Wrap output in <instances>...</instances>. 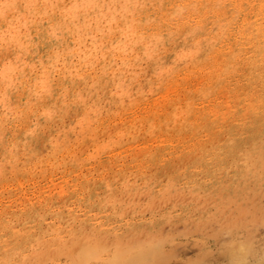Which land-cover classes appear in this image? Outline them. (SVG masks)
I'll use <instances>...</instances> for the list:
<instances>
[{
	"label": "rangeland",
	"instance_id": "1",
	"mask_svg": "<svg viewBox=\"0 0 264 264\" xmlns=\"http://www.w3.org/2000/svg\"><path fill=\"white\" fill-rule=\"evenodd\" d=\"M263 35L264 0H0V262L72 264L91 241L103 250L87 264H131L143 247L180 245L169 264L217 254L227 233L212 248L191 235L217 204L195 188L215 153L237 167L264 121ZM230 170L256 190L262 176Z\"/></svg>",
	"mask_w": 264,
	"mask_h": 264
},
{
	"label": "bare ground",
	"instance_id": "2",
	"mask_svg": "<svg viewBox=\"0 0 264 264\" xmlns=\"http://www.w3.org/2000/svg\"><path fill=\"white\" fill-rule=\"evenodd\" d=\"M229 1V0H228ZM223 2V1H222ZM261 2V1H258ZM216 3V2H215ZM218 3V2H217ZM226 3V2H225ZM252 3V2H250ZM248 3V4H250ZM223 4V3H222ZM227 4V3H226ZM262 4V3H261ZM220 6V5H219ZM228 7V6H227ZM261 8V7H260ZM177 12V11H176ZM223 12V11H222ZM225 12V10H224ZM260 12V11H259ZM225 15V14H224ZM239 16V15H238ZM215 20V19H214ZM216 21V20H215ZM231 21V20H230ZM229 22V21H227ZM245 23V22H243ZM224 24V23H223ZM227 24V23H226ZM230 25V24H229ZM216 26V25H215ZM231 26V25H230ZM234 26V25H233ZM232 26V27H233ZM248 26V25H247ZM262 26V25H261ZM225 27V26H224ZM246 27V26H245ZM257 28V27H256ZM217 29V28H216ZM241 29V28H240ZM245 29V28H244ZM224 30V29H223ZM250 30V29H249ZM222 31V30H221ZM225 31V30H224ZM220 32V31H219ZM261 33V32H260ZM251 35V34H250ZM218 37V36H217ZM247 38V37H246ZM212 39V38H211ZM204 40V39H203ZM208 41V40H207ZM221 41V40H220ZM237 41V40H236ZM242 41V40H240ZM204 43V42H203ZM218 43V42H217ZM220 43V42H219ZM207 44V43H206ZM205 44V45H206ZM216 45V44H214ZM197 46V44H196ZM207 46V45H206ZM215 47V46H214ZM217 47V46H216ZM242 47V46H241ZM206 48V47H205ZM209 48V47H208ZM207 48V49H208ZM212 48V46H211ZM226 48V47H225ZM198 49V48H197ZM201 49V48H200ZM240 50V49H239ZM206 51V50H204ZM208 51V50H207ZM206 51V53H207ZM215 52V51H213ZM220 52V51H219ZM223 52V51H222ZM225 52V51H224ZM236 52V51H235ZM258 55H257V59L260 58L262 56V52H264V35L263 38L261 39V41L259 42V46H258ZM197 53V52H196ZM205 53V54H206ZM201 54V53H200ZM231 54V53H230ZM233 54V53H232ZM264 54V53H263ZM197 55V54H196ZM212 55V54H211ZM241 55V54H240ZM201 57V56H200ZM239 57V56H238ZM195 58V57H194ZM197 58V57H196ZM215 59V58H214ZM231 59V58H230ZM192 60V59H191ZM197 60V59H196ZM207 60V59H206ZM233 60V58H232ZM184 61V60H183ZM198 61V60H197ZM196 61V63H197ZM216 61V60H215ZM195 63V62H194ZM229 64V63H228ZM231 65V63H230ZM219 67V65H218ZM246 69V68H244ZM196 69H194L195 72ZM226 70V69H225ZM205 71V70H204ZM209 71V70H208ZM211 71V70H210ZM228 71V69H227ZM251 71V70H250ZM188 72V71H187ZM226 72V71H224ZM217 74V73H216ZM217 76V75H216ZM248 76V75H247ZM40 77V76H39ZM223 78V77H222ZM217 79V78H216ZM224 86V85H223ZM214 87V86H213ZM219 87V86H217ZM223 88V87H222ZM253 88V87H252ZM213 89V88H212ZM221 89V87H220ZM201 90V89H200ZM219 90V89H218ZM216 91V89H215ZM204 92V91H203ZM210 92V91H209ZM205 93V92H204ZM211 93V92H210ZM241 93V92H240ZM201 94V93H200ZM209 94V93H208ZM252 94V93H251ZM248 95V93H247ZM246 95V96H247ZM254 95V94H252ZM207 96V95H206ZM205 96V97H206ZM251 96V95H250ZM255 97V96H254ZM212 98V97H211ZM237 98V97H236ZM250 98V97H246ZM252 98V96H251ZM212 100V99H211ZM227 100V99H226ZM238 102V101H237ZM254 102V101H253ZM251 102V103H253ZM256 105L258 104V102L255 100ZM260 102V100H259ZM226 103V101L224 102ZM244 105V103H242ZM241 104V105H242ZM249 104V103H247ZM194 105V104H193ZM242 105V106H243ZM189 106H191L189 104ZM219 106V104L217 105ZM231 106V105H230ZM240 106V105H239ZM252 106V105H251ZM258 106V105H257ZM197 107V106H196ZM247 107V106H246ZM254 107V105L252 106ZM231 108V107H230ZM228 108V110L230 109ZM256 108V107H255ZM227 109V108H226ZM225 109V110H226ZM236 109V108H235ZM249 108H246V110H248ZM244 110V111H246ZM190 111V109H189ZM192 111V110H191ZM218 111V110H217ZM224 111V110H223ZM210 112V109H209ZM234 112V111H232ZM215 113V111H214ZM220 113V112H219ZM229 113V111L227 112ZM248 113V111H247ZM246 113V114H247ZM189 114V113H188ZM211 114V113H210ZM217 115V113H215ZM239 114V113H238ZM246 114L244 113V115L246 116ZM176 115V114H175ZM190 115V114H189ZM196 115V114H195ZM212 115V114H211ZM230 115V114H229ZM179 116V115H178ZM203 116V115H202ZM241 116V115H240ZM244 116V117H245ZM180 117V116H179ZM209 117V116H208ZM214 117V116H213ZM247 117V116H246ZM169 118V117H168ZM181 118V117H180ZM195 118V117H194ZM206 118V116H205ZM216 117L213 118V120ZM227 118V117H226ZM212 119V118H211ZM245 119V118H244ZM167 120V119H166ZM207 120V119H206ZM220 120V119H219ZM223 120V119H222ZM230 120V119H229ZM183 121V120H182ZM167 122V121H165ZM174 122V121H173ZM187 122V120H186ZM196 122V120H195ZM209 122V121H208ZM218 122V121H217ZM220 122V121H219ZM191 124V122H189ZM188 123V124H189ZM193 123V121H192ZM177 124V123H175ZM189 124V125H190ZM198 124V123H197ZM171 125V124H170ZM172 126V125H171ZM208 126V124H207ZM195 127V126H194ZM169 128V127H168ZM188 128V127H187ZM204 128V126H203ZM213 128V127H211ZM201 129V127L199 128ZM217 129V128H215ZM184 130V129H183ZM203 130V129H202ZM193 131V130H192ZM232 131V129H231ZM213 132V131H212ZM200 133V132H199ZM242 133V132H241ZM240 133V134H241ZM242 136V135H241ZM205 138V137H204ZM230 139V138H229ZM231 140V139H230ZM235 140V139H234ZM233 140V141H234ZM247 140H249L252 143V147L249 151H247L248 153L240 156V162H237V167H235L227 160V158H225L227 155H223L221 153H215L213 155L214 158H217L219 160L218 166H219V170L216 171L215 168H212V165H210V171L209 173L211 174V179L210 182H207V184L205 186H200V187H196L195 191L197 193H201L199 194V196L196 198V200L199 202H201L202 197H206L204 198L205 200L208 199H215L217 200V204H215L214 202V207H216V212L213 214V217L211 218V221H214L215 219V225H213L212 223L208 224V225H203V228H199L198 226L196 227L193 226L191 228V230H193L191 232V235H201L202 237L207 236L205 238V240L203 239L202 242H205V247L208 248H212L214 245H220L221 243V239L223 238V235H225V233H227L229 235L228 240H224V244L222 245V247L220 246V251L218 249V253L213 255L212 252H201L199 253V255L193 260V261H189L183 264H264V257H262L260 255V253L262 252V254L264 253V242H262V240H252L251 236L253 234V229L255 228V226L250 229V224L252 223H257V221H261L264 222V180H262V177L264 179V121H261V123H259L258 125H255L252 127L251 129V134L248 136ZM228 141V140H227ZM239 141V140H238ZM231 142V141H230ZM234 143V142H233ZM237 143V141H236ZM249 143V142H248ZM215 144V143H214ZM218 144V143H217ZM216 145V144H215ZM233 145V144H232ZM241 145V144H240ZM237 146H239L237 144ZM245 146H247L245 144ZM241 147V146H240ZM218 148V147H217ZM219 149V148H218ZM233 149V148H232ZM240 149V148H239ZM225 150V149H224ZM237 150V149H236ZM242 150V149H241ZM226 151V150H225ZM232 151V150H231ZM200 152V151H199ZM229 152V150H228ZM196 153V152H195ZM201 153V152H200ZM192 154V153H191ZM198 154V152H197ZM202 154V153H201ZM239 153L235 152V155ZM233 155V154H231ZM200 157V156H199ZM230 157V154L229 156ZM234 157V156H233ZM247 157V158H245ZM193 159V158H192ZM233 159V158H232ZM188 160V158H187ZM211 160V159H210ZM209 160V161H210ZM216 160V159H215ZM205 161V160H204ZM213 162V160H211ZM230 161H232L230 159ZM215 162V161H214ZM233 162V161H232ZM192 163V162H191ZM198 163V162H196ZM200 163V162H199ZM217 164V163H216ZM236 164V163H235ZM202 165V164H201ZM215 165V164H214ZM230 168H235V170H232L234 172V174L238 175L239 178H242V181L246 180H250L254 182V180L257 177V175L262 176L261 178L257 179V182H254L257 186L254 187L256 188L255 191L252 190V188L250 189L249 187H244V186H239L237 185L236 182H234V180H230V179H225L227 176H229V174H233L230 170ZM196 169V168H195ZM188 173V172H187ZM186 173V174H187ZM199 173V172H198ZM198 175V174H197ZM199 176H203V175H199ZM221 176V177H220ZM244 176H247L246 178H244ZM206 179V176H204ZM238 179V178H237ZM175 180V179H174ZM200 180V179H199ZM198 180V181H199ZM225 180V181H224ZM205 182V181H204ZM174 183V182H173ZM195 183V182H193ZM199 183V182H198ZM196 183V184H198ZM201 184V183H200ZM203 184V183H202ZM194 185V184H193ZM168 186V185H167ZM170 186V185H169ZM181 186V185H180ZM179 186V187H180ZM186 186V185H185ZM250 186V185H248ZM254 186V185H252ZM178 187V189H179ZM189 187V186H188ZM253 188V189H254ZM183 189V188H182ZM261 189V190H259ZM194 190V189H193ZM259 190V191H258ZM167 192V191H164ZM169 193V192H168ZM172 193V192H171ZM186 193V192H185ZM181 194V193H180ZM257 194H259L261 196V199L257 202V199H259L257 196ZM165 195V193H164ZM177 195V194H176ZM188 195V194H187ZM256 195V196H255ZM163 196V195H162ZM186 196V194H185ZM168 197V196H167ZM180 197V196H179ZM178 197V198H179ZM182 197L183 194H182ZM182 197H180L178 200H180ZM187 197V196H186ZM194 197V196H193ZM172 198V197H170ZM185 198V197H184ZM160 199V196H159ZM168 199V198H167ZM175 199V198H172ZM186 199V198H185ZM190 200L192 198H189ZM212 199V200H213ZM169 200V199H168ZM227 200H229L228 202L230 203V209H232L231 207H233V205H235V210L238 209V213L236 212L235 214L232 213H228V211L226 212L225 209V203ZM177 201V199L175 200ZM196 201V202H197ZM172 202V201H171ZM178 202V201H177ZM176 202V203H177ZM186 204V201H184ZM197 202V203H198ZM208 202V201H207ZM189 203V202H188ZM173 204V203H172ZM202 204V202H201ZM210 204V203H209ZM168 205V203H166V206ZM177 205V204H176ZM203 205V204H202ZM213 205V204H212ZM228 204H226L227 206ZM189 206V205H188ZM208 208L211 205H207ZM182 207V206H181ZM184 207V204H183ZM204 207V206H203ZM202 207V208H203ZM172 208V207H171ZM225 208V209H224ZM229 208V207H228ZM162 209V208H161ZM205 210L207 209V207L204 208ZM234 209V208H233ZM228 210V209H227ZM169 211V210H168ZM199 211V210H198ZM204 211V210H203ZM189 212V211H188ZM199 213V212H198ZM212 213V212H211ZM172 214V213H171ZM205 214V213H204ZM165 215V214H164ZM176 215V214H175ZM195 215V214H193ZM210 215V214H209ZM208 215V217H209ZM262 215V216H261ZM168 216V215H167ZM172 217V216H171ZM192 217V216H191ZM195 217V216H193ZM185 218V217H184ZM201 218V217H200ZM199 218V219H200ZM228 218H232L234 221V225L232 226H225L227 223H223L224 221L228 222ZM171 219V218H170ZM183 219V218H182ZM192 219V218H191ZM190 219V220H191ZM195 219V218H193ZM191 220L194 222V220ZM198 219V218H197ZM198 219V220H199ZM207 219V218H206ZM230 219V220H232ZM242 220L246 221V223H243ZM69 220V219H68ZM174 220V218H173ZM189 220V219H188ZM202 220V219H201ZM178 221V220H177ZM174 222V221H173ZM182 222V221H181ZM188 223V222H187ZM196 223V222H194ZM203 223V222H201ZM166 224V223H165ZM162 224V225H165ZM200 225V222L198 223ZM258 224V223H257ZM27 225V224H26ZM173 225V224H172ZM192 225V223H191ZM253 225V224H252ZM210 228H209V227ZM263 226V225H262ZM139 227V226H138ZM170 227V225H169ZM177 227V225H176ZM230 227V228H229ZM35 228V227H34ZM163 228V227H162ZM173 228V227H172ZM213 230H212V229ZM260 228V227H259ZM13 229V228H12ZM142 229V228H141ZM33 230V229H32ZM31 230V231H32ZM81 229H79L80 231ZM86 230V229H85ZM134 230V229H133ZM146 230V229H145ZM163 230V229H162ZM167 230V229H165ZM173 230V229H172ZM189 230V229H188ZM147 231V230H146ZM16 232V230H15ZM24 232V231H23ZM21 232V234L23 233ZM26 232V231H25ZM33 232V231H32ZM63 232V231H62ZM78 232V231H77ZM101 232V231H100ZM127 232V231H126ZM125 232V233H126ZM132 232V231H131ZM141 232V231H140ZM139 232V233H140ZM167 232V231H166ZM174 232V231H173ZM173 232H170L173 234ZM260 232V231H259ZM78 233H82V232H78ZM84 233V232H83ZM102 233V232H101ZM100 233V234H101ZM130 233V232H129ZM160 233V232H159ZM158 233V234H159ZM163 233V232H162ZM169 233V234H170ZM255 233V232H254ZM264 233V232H263ZM14 234V233H13ZM17 234V233H16ZM15 234V235H16ZM73 234V233H72ZM75 234V232H74ZM86 234V233H85ZM97 234V232H96ZM95 234V235H96ZM104 234V233H103ZM128 234V233H127ZM136 234V233H135ZM154 234V233H153ZM168 234V233H166ZM256 234V233H255ZM78 235V234H76ZM80 235V234H79ZM119 236H121L120 234H118ZM131 235V234H129ZM128 235V236H129ZM133 235V234H132ZM145 235V233H144ZM157 235V234H156ZM155 235V236H156ZM204 235V236H203ZM263 235V234H262ZM22 236V235H21ZM57 236V234L55 235ZM61 236V235H59ZM75 236V235H73ZM94 236V235H93ZM110 236V235H109ZM108 236V237H109ZM112 236V235H111ZM177 236V235H176ZM184 236V235H183ZM227 236V235H226ZM14 237V235H13ZM40 237V236H39ZM54 237V236H53ZM63 237V234H62ZM96 237V236H95ZM122 237V236H121ZM263 237V236H262ZM7 238V237H6ZM29 238V237H28ZM27 238V239H28ZM32 238V237H31ZM41 238V237H40ZM39 238V239H40ZM43 238V237H42ZM107 238V237H105ZM123 238V237H122ZM133 238V236H132ZM143 238V237H142ZM145 238V237H144ZM143 238V239H144ZM187 238V237H186ZM227 238V237H225ZM259 238V237H258ZM5 239V238H3ZM19 239V238H17ZM22 239H24V237H22ZM36 239V238H35ZM46 239V238H45ZM73 239V237L71 238ZM114 239V238H112ZM111 239V240H112ZM188 239V238H187ZM262 239V238H261ZM8 240V239H7ZM29 240V239H28ZM31 240V239H30ZM48 240V238H47ZM191 240V239H189ZM214 240V241H213ZM252 240V241H251ZM4 241V240H3ZM19 241H22L21 239ZM32 241V240H31ZM36 241V240H35ZM193 241V240H192ZM6 241H4L5 243ZM16 242V241H15ZM40 242V241H39ZM56 242V241H55ZM213 242V243H212ZM10 243V242H9ZM13 243V242H12ZM17 243V242H16ZM15 243V244H16ZM23 243V241H22ZM21 243V244H22ZM28 243V242H27ZM36 243V242H35ZM2 244V242L0 243ZM20 244V245H21ZM39 244V243H38ZM179 244V243H178ZM177 244V245H178ZM191 244V243H190ZM189 244V245H190ZM201 244V242H200ZM6 245V244H5ZM41 245V244H40ZM162 245V244H161ZM175 245V246H177ZM187 245V244H186ZM196 246V244H194ZM22 246V245H21ZM33 246V245H31ZM37 246V245H36ZM59 246V245H58ZM180 246V245H179ZM178 247H172L170 248V250H162L159 247H143V248H139L137 255L128 258V262H130L131 264H169L172 262V260L181 253L182 250L178 249ZM7 247V246H6ZM5 247V248H6ZM40 247V246H39ZM193 247V246H192ZM200 247V246H198ZM8 248V247H7ZM31 248V247H30ZM169 248V247H168ZM167 248V249H168ZM202 248V247H201ZM38 249V248H37ZM44 249V248H43ZM99 249L103 250V244H98L95 245L92 241L86 244H79L76 245V250H75V254H73V263L72 264H87V260L91 259L93 257V255H97L96 257L100 256V251H98ZM7 250V249H5ZM15 250V249H14ZM185 250V249H184ZM207 250V249H206ZM36 251V250H35ZM39 251V250H38ZM36 251V252H38ZM183 252V251H182ZM6 253V252H5ZM14 253V252H13ZM11 253V254H13ZM43 253V252H42ZM8 255V254H7ZM15 255V254H13ZM47 255V254H46ZM6 256V254H5ZM32 256V255H31ZM261 258H260V257ZM2 257V256H1ZM4 257V256H3ZM17 257V256H16ZM24 257V256H23ZM46 257V256H45ZM121 255L117 254V256H115L114 259H116V262L118 264L121 263H127V261L123 258H120ZM18 258V257H17ZM28 258V257H27ZM7 259V258H6ZM1 260H4V258H1ZM15 260V259H14ZM25 260V259H24ZM23 260V261H24ZM39 260V259H38ZM10 261V259L8 260ZM56 261V259H55ZM20 262V261H19ZM23 263V262H22ZM0 264H2V261L0 262ZM4 264V263H3ZM15 264V263H12ZM18 264V263H16ZM175 264H179V263H175Z\"/></svg>",
	"mask_w": 264,
	"mask_h": 264
}]
</instances>
